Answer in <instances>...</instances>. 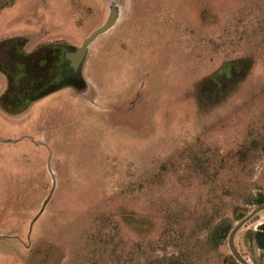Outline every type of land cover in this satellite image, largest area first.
I'll return each mask as SVG.
<instances>
[{"label":"rangeland","instance_id":"374dc122","mask_svg":"<svg viewBox=\"0 0 264 264\" xmlns=\"http://www.w3.org/2000/svg\"><path fill=\"white\" fill-rule=\"evenodd\" d=\"M111 9L116 24L75 67L66 54ZM260 198L264 0L0 12V264H236L229 236L204 225L233 229ZM107 218L118 239L104 250ZM263 223L264 211L235 236L249 264H264L252 241Z\"/></svg>","mask_w":264,"mask_h":264},{"label":"trees","instance_id":"16d2710c","mask_svg":"<svg viewBox=\"0 0 264 264\" xmlns=\"http://www.w3.org/2000/svg\"><path fill=\"white\" fill-rule=\"evenodd\" d=\"M18 1L20 0H0V12H2L5 9H9L11 7H13ZM57 51L54 52V54H52L51 58L56 59V61H58L59 57L58 55H56ZM58 57V59H57ZM55 61V62H56ZM47 66H49V64H47ZM59 70V69H58ZM243 157L246 156H241V161H243ZM206 163H204L203 168L206 169V167H209V165H207ZM257 204H261L264 203V199L260 198L256 200ZM104 224L103 227L99 230V238L100 241L102 243V248L105 249H110L117 241L118 239V224L115 220L111 219V218H107L106 220H103ZM172 224L168 225L164 232L163 235H168L169 233L171 234L172 230L170 231V226ZM204 228L207 230H211L212 232H214L215 234L218 235L219 239H225L229 236L232 228L229 225H224V223H218V224H214L213 222H207L204 225ZM252 241L254 242V246L258 249H264V223L260 225V228L258 231L254 232L252 234ZM129 261H123L121 262V264H128ZM154 264H161L159 261L155 262ZM162 264H179L178 262H168V263H162ZM236 264H239L238 262H236Z\"/></svg>","mask_w":264,"mask_h":264},{"label":"water","instance_id":"95a60500","mask_svg":"<svg viewBox=\"0 0 264 264\" xmlns=\"http://www.w3.org/2000/svg\"><path fill=\"white\" fill-rule=\"evenodd\" d=\"M117 22V12L115 9H111L108 19L106 23L99 28L98 30L94 31L82 44L81 47L77 48L74 53H67L66 54V59L71 60L75 67L78 66V64L82 61L84 58L88 46L101 34L105 33L108 31L111 27H113ZM47 203V202H46ZM44 207L41 209L40 213L38 216L43 212ZM264 211V204L258 206L248 214H243L240 213L239 217L241 218V221L231 230L229 237H228V244L229 248L231 250V253L234 257V259L239 263V264H249L247 260H245L241 254L237 251L235 244H234V239L238 231L245 225L247 222H249L253 217H255L258 213ZM38 216L36 218H38Z\"/></svg>","mask_w":264,"mask_h":264}]
</instances>
